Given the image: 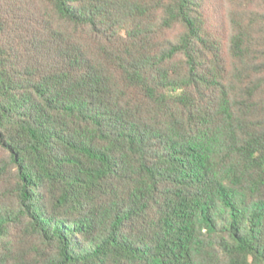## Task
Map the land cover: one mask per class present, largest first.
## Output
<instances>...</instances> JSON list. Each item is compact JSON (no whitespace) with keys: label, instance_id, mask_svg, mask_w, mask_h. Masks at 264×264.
I'll list each match as a JSON object with an SVG mask.
<instances>
[{"label":"trees","instance_id":"obj_1","mask_svg":"<svg viewBox=\"0 0 264 264\" xmlns=\"http://www.w3.org/2000/svg\"><path fill=\"white\" fill-rule=\"evenodd\" d=\"M0 264H264V0H0Z\"/></svg>","mask_w":264,"mask_h":264}]
</instances>
